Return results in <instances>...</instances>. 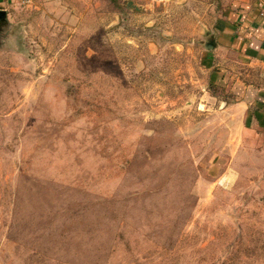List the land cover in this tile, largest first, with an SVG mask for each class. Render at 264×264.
<instances>
[{"label":"rangeland","instance_id":"rangeland-1","mask_svg":"<svg viewBox=\"0 0 264 264\" xmlns=\"http://www.w3.org/2000/svg\"><path fill=\"white\" fill-rule=\"evenodd\" d=\"M219 9L5 0L0 264H264V139L200 66Z\"/></svg>","mask_w":264,"mask_h":264},{"label":"crops","instance_id":"crops-1","mask_svg":"<svg viewBox=\"0 0 264 264\" xmlns=\"http://www.w3.org/2000/svg\"><path fill=\"white\" fill-rule=\"evenodd\" d=\"M4 6L0 0L2 14ZM202 48L208 87L227 94L223 112L236 118L243 144L256 145L264 139V0H220Z\"/></svg>","mask_w":264,"mask_h":264},{"label":"flooded vegetation","instance_id":"flooded-vegetation-1","mask_svg":"<svg viewBox=\"0 0 264 264\" xmlns=\"http://www.w3.org/2000/svg\"><path fill=\"white\" fill-rule=\"evenodd\" d=\"M3 16H4V14H2V13L0 12V33L2 32V31H1L2 25H3L4 22H5Z\"/></svg>","mask_w":264,"mask_h":264},{"label":"built area","instance_id":"built-area-1","mask_svg":"<svg viewBox=\"0 0 264 264\" xmlns=\"http://www.w3.org/2000/svg\"><path fill=\"white\" fill-rule=\"evenodd\" d=\"M16 1H18L19 3H29L30 2V0H16Z\"/></svg>","mask_w":264,"mask_h":264},{"label":"water","instance_id":"water-1","mask_svg":"<svg viewBox=\"0 0 264 264\" xmlns=\"http://www.w3.org/2000/svg\"><path fill=\"white\" fill-rule=\"evenodd\" d=\"M130 3H131V1H130ZM0 12H2L1 10H0ZM212 45L210 44V45H208V47H211Z\"/></svg>","mask_w":264,"mask_h":264}]
</instances>
